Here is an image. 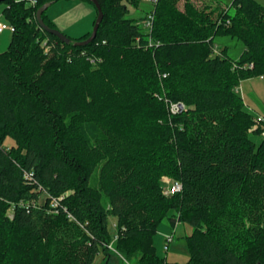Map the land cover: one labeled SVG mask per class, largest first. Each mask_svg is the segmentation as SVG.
<instances>
[{"label":"trees","instance_id":"16d2710c","mask_svg":"<svg viewBox=\"0 0 264 264\" xmlns=\"http://www.w3.org/2000/svg\"><path fill=\"white\" fill-rule=\"evenodd\" d=\"M32 1L0 4L15 28L0 54V264H110L111 218L120 264H179L157 253L165 220L193 229L185 264H264V124L251 131L237 92L264 81V6L97 0V37L77 47L93 0L70 44L37 21L48 7L58 30L48 11L67 0ZM221 35L242 41L239 60L216 53ZM164 178L182 190L165 195Z\"/></svg>","mask_w":264,"mask_h":264},{"label":"rangeland","instance_id":"374dc122","mask_svg":"<svg viewBox=\"0 0 264 264\" xmlns=\"http://www.w3.org/2000/svg\"><path fill=\"white\" fill-rule=\"evenodd\" d=\"M32 1V0H27ZM193 1L197 6H202V2L200 0H191ZM221 5L223 7H228L232 4L233 0H219ZM259 3H261L264 6V0H257ZM184 1L180 4L181 7H183ZM73 5H68L67 3H56L54 4L50 10L48 11V14L51 18V20H55L58 17H61L63 13L67 12L70 7ZM4 8V5H0V21L1 23L7 24L5 19L2 16V10ZM150 10V5L148 3L142 4V9L137 11L134 15L131 14V16L135 17H142L145 15L146 12ZM133 12V10H132ZM95 19V16L92 17V19L83 18L76 22L71 28L63 31L58 26V30L64 34H67L71 37H75L76 35L80 34L84 31H90L92 30V23ZM141 26L144 27L145 23L144 21L140 20L138 21ZM145 28V27H144ZM7 37L8 43L5 45L4 48L0 49V54L5 52L10 44L11 38H12V32L6 31L4 34H0V40H3ZM215 48L219 49L220 52L225 51V53L234 60H239L245 50V46L242 43V41L232 38L230 36H217L214 40ZM238 93L240 96H242L244 100V104L246 109L257 117H264V81L260 80L259 77L251 78L250 80L244 81L241 83L240 87L238 88ZM256 142H259L261 138L257 137L254 138ZM10 142V143H9ZM9 144L13 143L10 140L7 142ZM99 172L100 168L96 170L94 173L92 179H91V186L94 188H98V178H99ZM44 197L41 199V202H43ZM192 227L189 225H183V224H177L175 228L172 227L171 223L168 220H165L159 227L158 233L155 237L154 243L157 249V253L159 256L166 258V260L170 263H179V264H185L189 260V251L186 245V237L192 234ZM110 231L112 233V236L114 237V240L112 244L109 246L111 249L112 256L110 260V264H120V258L115 257V251L113 248V243L117 240L116 235V220L111 218L110 219ZM168 237H173V241L169 244L168 249L166 250V239ZM104 255L100 254L97 258L94 264H107V262L104 259Z\"/></svg>","mask_w":264,"mask_h":264},{"label":"crops","instance_id":"0c3cea01","mask_svg":"<svg viewBox=\"0 0 264 264\" xmlns=\"http://www.w3.org/2000/svg\"><path fill=\"white\" fill-rule=\"evenodd\" d=\"M58 3H67L68 5L70 4L73 5L72 7H70V9L67 12L63 13L61 17H58L55 20H53L55 25L58 26L63 31L71 28L76 22H78L79 20L83 18H87L91 20L92 17L95 16L94 8L85 1L67 0V1H61ZM87 32L89 31L81 32L80 34L76 35L75 38H78ZM7 43H8L7 37L4 38L3 40H0V49L4 48ZM260 80L262 79L260 78Z\"/></svg>","mask_w":264,"mask_h":264},{"label":"built area","instance_id":"2783aa9c","mask_svg":"<svg viewBox=\"0 0 264 264\" xmlns=\"http://www.w3.org/2000/svg\"><path fill=\"white\" fill-rule=\"evenodd\" d=\"M153 3H157L158 0H151ZM37 1L33 0L32 4H36ZM153 15L149 16V19L147 21V26L148 28L152 27L153 24ZM6 31H11L12 33L15 31V28L12 25L9 24H4V23H0V34L6 32ZM217 49H216V53H217ZM263 79V78H261ZM239 88V87H238ZM238 92V90H237ZM184 109L183 105H172L171 107V111L175 114L178 112H181ZM264 124V117H257L255 118V125L253 126V128L251 129V131H255L257 130L259 127L263 126ZM262 136L264 137V132H262ZM164 183H165V188H164V193L165 195H174L175 193L179 192L182 190V184L179 182H173L168 178H164L163 179ZM51 206H57V202L55 200L52 201ZM8 217L13 220L14 219V209L11 208L8 212ZM173 241V237H168L166 239V250L168 249L169 244Z\"/></svg>","mask_w":264,"mask_h":264},{"label":"water","instance_id":"95a60500","mask_svg":"<svg viewBox=\"0 0 264 264\" xmlns=\"http://www.w3.org/2000/svg\"><path fill=\"white\" fill-rule=\"evenodd\" d=\"M7 0H0V4L5 2ZM94 2V5L98 11V16H97V19H96V23H95V26L93 28V32H92V35L91 37L86 40V41H81V42H77L75 44V46L77 47H83V46H87V45H90L97 37V32H98V29L100 27V24L102 23L103 21V18H104V13L102 11V7L101 5L98 3L97 0H93ZM48 7H42L38 10L37 12V21L39 23V26L41 27V29L49 34H52L54 36H56L58 39H60L63 43L65 44H70V38H68L64 33L60 32L59 30L57 29H50L44 22V20L42 19V14L43 12L47 9ZM107 264H109L107 262Z\"/></svg>","mask_w":264,"mask_h":264}]
</instances>
